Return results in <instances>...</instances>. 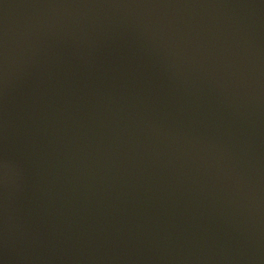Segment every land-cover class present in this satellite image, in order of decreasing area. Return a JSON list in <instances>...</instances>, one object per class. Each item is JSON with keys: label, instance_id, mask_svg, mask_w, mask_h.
<instances>
[{"label": "water", "instance_id": "water-1", "mask_svg": "<svg viewBox=\"0 0 264 264\" xmlns=\"http://www.w3.org/2000/svg\"><path fill=\"white\" fill-rule=\"evenodd\" d=\"M0 264H264V0H0Z\"/></svg>", "mask_w": 264, "mask_h": 264}]
</instances>
